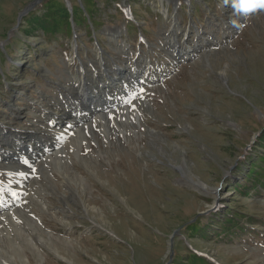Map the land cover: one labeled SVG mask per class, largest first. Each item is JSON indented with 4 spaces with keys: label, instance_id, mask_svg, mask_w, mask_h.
<instances>
[{
    "label": "rangeland",
    "instance_id": "obj_1",
    "mask_svg": "<svg viewBox=\"0 0 264 264\" xmlns=\"http://www.w3.org/2000/svg\"><path fill=\"white\" fill-rule=\"evenodd\" d=\"M47 1L73 13L68 39L41 29ZM47 1L0 0V178L10 189L24 171L49 208L21 213L36 216L46 242L38 251L13 234L23 245L16 262L207 264L187 255L197 252L213 264H264V9L237 13L232 0ZM136 53V64L151 59L157 79L133 102L140 123L119 122L125 134L111 126L108 143L107 133L84 129L81 158L67 146L61 170L48 164L50 179L36 161L16 163L35 135H62L58 147L66 145V125L48 120L62 125L65 104L96 98L115 82L88 88L127 74ZM252 162L261 174L248 192ZM74 169L78 193L66 184ZM233 214L252 222L242 221L241 234L222 228ZM8 228L0 229L7 257Z\"/></svg>",
    "mask_w": 264,
    "mask_h": 264
},
{
    "label": "bare ground",
    "instance_id": "obj_2",
    "mask_svg": "<svg viewBox=\"0 0 264 264\" xmlns=\"http://www.w3.org/2000/svg\"><path fill=\"white\" fill-rule=\"evenodd\" d=\"M77 104H79V103H77ZM130 110H132V112L134 113V116L131 115ZM110 117H114V118L110 119ZM139 120H140L139 111H138V107H137L136 103L129 104L124 109H120V110H117L115 112L113 111V112H109L106 114L98 115L97 117L94 118V122L91 121V123H88L86 125L80 126L79 121L77 119H74V121L70 120L69 122H67V125L65 126L66 128H64V131L65 130L69 131L68 135H70L69 139L67 140V144L63 145V146H59V147L57 146V148L53 152H51L49 155H47L46 157H44L41 160L38 159L36 162H34V164L38 167L40 174H42L46 179H50L51 176L52 177H54V176L52 174V170L48 167V164L50 163L54 167H58L54 170H57V169L61 170L63 168L66 160L69 159V155H67L68 151L66 149L67 146L71 145V153L73 155H75L76 157L81 158V156H82L81 155L82 145L86 144V146L87 145L89 146L87 139H83V136L85 135V133L83 132L84 129L95 127L98 129V131L107 133V136L105 139H107L108 141L107 140H105V141L108 143L109 142L108 136L110 135L111 126H113L114 128L117 127L119 129V132H121V134H125V129L118 127L119 122H122L123 124H125L127 126V125H133L135 123H140ZM70 123H72L74 125V128L69 130L67 127H68V124H70ZM59 131H61V130H59ZM72 134H73V136H72ZM61 136L62 135H60L59 138H61ZM20 144L23 146L22 143H20ZM7 150H9V152H10L12 149L7 148L6 152H8ZM45 162L47 163V166L45 165ZM19 168H21V166ZM25 174L26 173L24 171L22 173L18 172L16 185L13 188L8 189L7 191L0 190V194H1L0 199L5 200L6 204H19V206L17 207L18 208L17 211H15L16 210V208H15V210L7 211L5 213L0 214V229L4 228L5 226L10 227L6 230L5 233L4 232L3 233L6 235V237H8L9 241L13 242V244L15 245V247L11 246L12 249L11 248L10 249L13 251H12L11 256L8 255L9 257H7L2 252L3 249L0 246V263L1 264H18L16 262V257L14 254L18 253L17 252L18 249H20L21 246H23L21 244L22 242L23 243L25 242V244H27V245L33 246L38 251L40 250L39 245H43L46 242V241H44V237H45L44 234L41 233V230H38L39 227L36 228L32 224V222H30V221H33L35 223L34 220H35L36 216L30 215V219H29V217L24 216V218L22 220L20 219L21 213L23 215L24 212L29 211L30 204H33L35 206L37 212H39V213H41L44 210V208L49 209V208L45 207V205H44L45 202L41 200V196H38L39 194L37 193L33 182L30 183V179H29V181H27V179H26V181L23 180L22 177L25 176ZM32 175L36 176V173L33 172ZM69 175H70V173L67 172V179H69ZM72 176L74 177V180H72L73 182H69L66 180V184L69 185L70 188H73L78 193V187H74L75 184L78 185V183H77L78 172L75 169L72 172ZM41 187L43 190H45V188H43L42 184H41ZM40 191L42 192V190H40ZM4 193H6L9 196V199L3 198L2 194H4ZM15 196L17 198H19V200L15 199ZM62 212H65V211H62ZM36 222H38V221H36ZM38 223L40 224V222H38ZM43 230L44 229H42V231ZM39 231H40V234H37V232H39ZM13 234L15 236L20 237L22 242L19 243L18 240L13 239V236H12ZM47 234H48L49 240H51L50 236H49L50 231L47 232ZM1 241L4 242L5 238L0 236V242ZM56 253L58 254V250H56ZM61 256L64 260H68L65 256H63V255H61ZM23 257L24 256L19 255V258L22 261V263L23 264L29 263V259L27 257H24V258Z\"/></svg>",
    "mask_w": 264,
    "mask_h": 264
},
{
    "label": "trees",
    "instance_id": "obj_3",
    "mask_svg": "<svg viewBox=\"0 0 264 264\" xmlns=\"http://www.w3.org/2000/svg\"><path fill=\"white\" fill-rule=\"evenodd\" d=\"M48 3L49 2L47 1V3H45L43 5V7L45 8L46 11L40 16L41 17V19H40L41 20V22H40L41 23V29L43 30L44 34L47 35V39L49 38V36H52V35L57 34V33L65 34V38L68 39L71 36L70 33H71V30H72V27H73V25L71 26L72 19L74 18L73 13L67 11L66 8H64V10L63 9H57V7H54V5H48ZM51 8H54V9H51ZM53 15H56L58 18L64 19V21H63L64 22V26L63 27L59 28L56 25V23L54 22V19L55 18H53ZM67 16H70L71 19L70 20L69 19L67 20ZM77 22L78 21L75 20V23L78 26H81V25L84 26V23L82 24V23H77ZM44 38H45V36H44ZM261 130H264V127ZM259 138L261 139L262 137H260V135H259ZM261 157H262L263 163H264V155H262ZM253 164H254V162H252L249 165V171L246 174V178L249 181L251 180L250 183H249V185L246 186L247 189H248V192H250L252 190H255V191L258 190L257 188H258L259 183H257L253 179L254 178H260L259 175L261 174V173H259V171H256V169H255L256 167ZM263 171H264V169H263ZM236 184H238V183H236ZM242 221H244L245 224L252 223V222H249L247 219L245 220V217H244V220H243V218L241 217V215H234L233 214V215H229L228 217H225L224 219L221 220L222 228H223L224 231H227L228 232L230 226H232L233 224H235L236 225V231H237V233L238 234H241L245 230V227H246L244 224H242ZM194 230H196V229H194ZM187 255L188 256L189 255H194V257L196 258V260H202L203 259V260H205L207 262V264H213L210 261H208L205 257L202 258V256H200V254L197 253V252H190Z\"/></svg>",
    "mask_w": 264,
    "mask_h": 264
},
{
    "label": "clouds",
    "instance_id": "obj_4",
    "mask_svg": "<svg viewBox=\"0 0 264 264\" xmlns=\"http://www.w3.org/2000/svg\"><path fill=\"white\" fill-rule=\"evenodd\" d=\"M232 7L237 13L248 14L255 9H264V0H232Z\"/></svg>",
    "mask_w": 264,
    "mask_h": 264
},
{
    "label": "snow or ice",
    "instance_id": "obj_5",
    "mask_svg": "<svg viewBox=\"0 0 264 264\" xmlns=\"http://www.w3.org/2000/svg\"><path fill=\"white\" fill-rule=\"evenodd\" d=\"M112 118H114V117H110V119H112ZM24 163L26 164V163H27V161L25 160V161H24Z\"/></svg>",
    "mask_w": 264,
    "mask_h": 264
}]
</instances>
